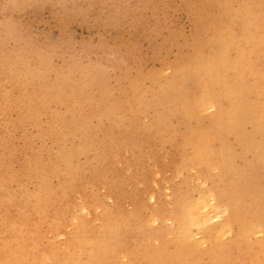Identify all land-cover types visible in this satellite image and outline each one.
I'll return each instance as SVG.
<instances>
[{
	"label": "rangeland",
	"instance_id": "rangeland-1",
	"mask_svg": "<svg viewBox=\"0 0 264 264\" xmlns=\"http://www.w3.org/2000/svg\"><path fill=\"white\" fill-rule=\"evenodd\" d=\"M0 264H264V0H0Z\"/></svg>",
	"mask_w": 264,
	"mask_h": 264
},
{
	"label": "bare ground",
	"instance_id": "bare-ground-1",
	"mask_svg": "<svg viewBox=\"0 0 264 264\" xmlns=\"http://www.w3.org/2000/svg\"><path fill=\"white\" fill-rule=\"evenodd\" d=\"M229 221L231 222V221H233V219H230ZM238 245H240V243H238Z\"/></svg>",
	"mask_w": 264,
	"mask_h": 264
}]
</instances>
